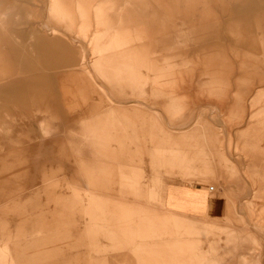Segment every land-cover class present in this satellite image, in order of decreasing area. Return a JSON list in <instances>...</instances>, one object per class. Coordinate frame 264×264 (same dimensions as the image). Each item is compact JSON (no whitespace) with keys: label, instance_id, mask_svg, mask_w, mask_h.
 <instances>
[{"label":"rangeland","instance_id":"obj_1","mask_svg":"<svg viewBox=\"0 0 264 264\" xmlns=\"http://www.w3.org/2000/svg\"><path fill=\"white\" fill-rule=\"evenodd\" d=\"M0 264H264V0H0Z\"/></svg>","mask_w":264,"mask_h":264},{"label":"crops","instance_id":"obj_2","mask_svg":"<svg viewBox=\"0 0 264 264\" xmlns=\"http://www.w3.org/2000/svg\"><path fill=\"white\" fill-rule=\"evenodd\" d=\"M164 169V167H161ZM169 168V167H167ZM220 173V171H218ZM166 203L174 210L182 213H203L208 216L224 219L230 216L228 203L221 195H211L210 189L186 184H170L165 188Z\"/></svg>","mask_w":264,"mask_h":264},{"label":"built area","instance_id":"obj_3","mask_svg":"<svg viewBox=\"0 0 264 264\" xmlns=\"http://www.w3.org/2000/svg\"><path fill=\"white\" fill-rule=\"evenodd\" d=\"M210 190H214V186H210V188H209Z\"/></svg>","mask_w":264,"mask_h":264}]
</instances>
